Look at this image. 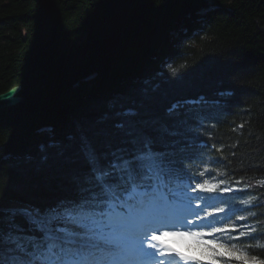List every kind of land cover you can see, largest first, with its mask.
Here are the masks:
<instances>
[{
  "label": "trees",
  "instance_id": "trees-1",
  "mask_svg": "<svg viewBox=\"0 0 264 264\" xmlns=\"http://www.w3.org/2000/svg\"><path fill=\"white\" fill-rule=\"evenodd\" d=\"M16 84L23 101L0 108V198L63 195V161L40 146L113 100L167 120L203 98L181 111L177 159L192 176L207 157L256 195L249 254L264 260V0H0V93Z\"/></svg>",
  "mask_w": 264,
  "mask_h": 264
},
{
  "label": "snow or ice",
  "instance_id": "snow-or-ice-1",
  "mask_svg": "<svg viewBox=\"0 0 264 264\" xmlns=\"http://www.w3.org/2000/svg\"><path fill=\"white\" fill-rule=\"evenodd\" d=\"M203 102L172 104L161 120L113 100L92 126L50 136L40 149L63 161L64 194L44 205L0 198V264H264L235 242L253 229L217 237L238 228L215 223L196 194L213 186L177 159L181 111Z\"/></svg>",
  "mask_w": 264,
  "mask_h": 264
},
{
  "label": "rangeland",
  "instance_id": "rangeland-1",
  "mask_svg": "<svg viewBox=\"0 0 264 264\" xmlns=\"http://www.w3.org/2000/svg\"><path fill=\"white\" fill-rule=\"evenodd\" d=\"M191 172L194 173L196 182L203 183L207 180L213 186L211 191L205 189L203 192L198 191L196 194L209 197L207 200L209 205L207 211L215 215V223L218 226H224L227 223L229 226L238 228L235 233L216 234L217 237L222 238L224 242H230L231 236H237L240 232L247 233V230L251 228L253 231L250 235L239 236V241H235L237 246L249 254L251 245L262 244L261 237H257L254 233L256 226L252 218L254 213L252 205L255 203L256 195L253 193L239 194L236 191V186L232 185L228 178L214 164L212 165L207 157H200L199 160L194 161L190 166ZM198 203H203V201H198ZM219 208L224 209V212H217L216 210ZM228 217H231V219H227ZM240 217H243V219H240ZM252 237L255 238L253 239ZM168 239L170 241L175 240L177 242L175 246L179 244V241L185 243L178 237H170ZM249 256L253 255L249 254ZM232 264H240V262L233 261Z\"/></svg>",
  "mask_w": 264,
  "mask_h": 264
},
{
  "label": "water",
  "instance_id": "water-1",
  "mask_svg": "<svg viewBox=\"0 0 264 264\" xmlns=\"http://www.w3.org/2000/svg\"><path fill=\"white\" fill-rule=\"evenodd\" d=\"M22 86L21 84H17L5 92L0 93V108L14 106L19 102L23 101V96L20 95ZM7 96L6 99L2 98Z\"/></svg>",
  "mask_w": 264,
  "mask_h": 264
},
{
  "label": "bare ground",
  "instance_id": "bare-ground-1",
  "mask_svg": "<svg viewBox=\"0 0 264 264\" xmlns=\"http://www.w3.org/2000/svg\"><path fill=\"white\" fill-rule=\"evenodd\" d=\"M17 85V84H16ZM15 86V85H14ZM13 87V86H12ZM11 88V87H10ZM9 88V89H10ZM5 92V91H4ZM2 93V92H1ZM21 95V94H20ZM20 103V102H19ZM179 241V240H178ZM177 247H179V248H181V250L183 249V247H184V242H180L179 241V244L178 245H176Z\"/></svg>",
  "mask_w": 264,
  "mask_h": 264
}]
</instances>
